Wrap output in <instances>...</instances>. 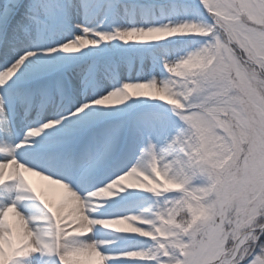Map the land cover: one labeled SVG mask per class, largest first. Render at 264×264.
<instances>
[{
    "label": "snow or ice",
    "instance_id": "obj_1",
    "mask_svg": "<svg viewBox=\"0 0 264 264\" xmlns=\"http://www.w3.org/2000/svg\"><path fill=\"white\" fill-rule=\"evenodd\" d=\"M0 264H264V0H0Z\"/></svg>",
    "mask_w": 264,
    "mask_h": 264
},
{
    "label": "bare ground",
    "instance_id": "obj_2",
    "mask_svg": "<svg viewBox=\"0 0 264 264\" xmlns=\"http://www.w3.org/2000/svg\"><path fill=\"white\" fill-rule=\"evenodd\" d=\"M35 179V178H34Z\"/></svg>",
    "mask_w": 264,
    "mask_h": 264
}]
</instances>
